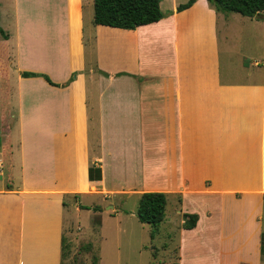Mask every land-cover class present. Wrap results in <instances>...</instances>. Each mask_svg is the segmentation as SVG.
Returning <instances> with one entry per match:
<instances>
[{"label":"crops","instance_id":"obj_1","mask_svg":"<svg viewBox=\"0 0 264 264\" xmlns=\"http://www.w3.org/2000/svg\"><path fill=\"white\" fill-rule=\"evenodd\" d=\"M188 1L123 29L93 0H0V264H63L71 218L100 233L113 197L149 191L176 264H264V11Z\"/></svg>","mask_w":264,"mask_h":264},{"label":"rangeland","instance_id":"obj_2","mask_svg":"<svg viewBox=\"0 0 264 264\" xmlns=\"http://www.w3.org/2000/svg\"><path fill=\"white\" fill-rule=\"evenodd\" d=\"M89 10H92V0L88 10L85 8V15ZM3 17L7 14L3 13ZM137 199L135 196L113 197L108 204H114L112 211L120 213L118 216L113 212L107 214L104 209L97 212L100 214V233L98 216L91 214L87 222L81 216L71 218L65 225L67 248L63 264H91L93 258H97L99 264H176V230L164 221L151 237L149 225L141 223L136 216H129L131 210L136 209ZM99 204L103 206L101 201ZM86 225H89L87 230Z\"/></svg>","mask_w":264,"mask_h":264},{"label":"trees","instance_id":"obj_3","mask_svg":"<svg viewBox=\"0 0 264 264\" xmlns=\"http://www.w3.org/2000/svg\"><path fill=\"white\" fill-rule=\"evenodd\" d=\"M195 0L178 6V10L190 6ZM160 0H93L92 22L96 25H105L123 29H134L139 25L155 22L163 17L159 6ZM208 4L216 11L228 14L237 12L241 15L253 17L264 11V0H207ZM4 37L7 35L0 30ZM23 75H37V73L23 72ZM46 79L48 77L43 75ZM90 180L101 178L100 168L91 165L88 170ZM167 197L164 192H143L138 200L136 215L138 219L148 224L152 231L151 237L164 219ZM183 228L191 229L197 221L196 214H183ZM261 250L264 253V235L262 236ZM67 245L63 243V259ZM91 264H99L97 258H93Z\"/></svg>","mask_w":264,"mask_h":264}]
</instances>
